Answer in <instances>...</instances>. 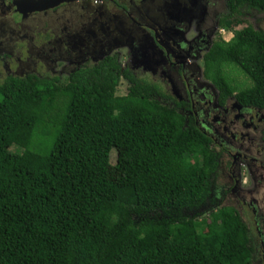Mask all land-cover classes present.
Segmentation results:
<instances>
[{
	"label": "trees",
	"instance_id": "trees-1",
	"mask_svg": "<svg viewBox=\"0 0 264 264\" xmlns=\"http://www.w3.org/2000/svg\"><path fill=\"white\" fill-rule=\"evenodd\" d=\"M225 4L219 29L264 13V0ZM231 33L205 53L204 77L220 106L264 108V32ZM60 77L0 82V264H251L234 207L197 213L219 159L208 135L149 82L124 73L128 92L116 95L113 58Z\"/></svg>",
	"mask_w": 264,
	"mask_h": 264
},
{
	"label": "flooded vegetation",
	"instance_id": "flooded-vegetation-1",
	"mask_svg": "<svg viewBox=\"0 0 264 264\" xmlns=\"http://www.w3.org/2000/svg\"><path fill=\"white\" fill-rule=\"evenodd\" d=\"M55 2L44 1L40 5L52 8L38 10L36 0H0L3 79L69 77L113 58L128 87L124 73L155 86L158 101L175 107L212 139L229 186L223 196L244 204L235 209L243 220L246 210L255 225L256 240L250 237V242L260 255L253 264H264V108L243 106L233 97L220 106L218 90L203 73L225 0ZM191 27L196 29L192 37L187 36ZM248 179L252 185L246 189ZM244 224L248 232L252 226Z\"/></svg>",
	"mask_w": 264,
	"mask_h": 264
},
{
	"label": "rangeland",
	"instance_id": "rangeland-1",
	"mask_svg": "<svg viewBox=\"0 0 264 264\" xmlns=\"http://www.w3.org/2000/svg\"><path fill=\"white\" fill-rule=\"evenodd\" d=\"M243 15L240 17V21L241 24L237 25V26H233L231 23L227 25V27L229 29L225 30L224 32H220V29L218 28L217 30L215 29L213 31V33L210 35V40H212L213 42L216 40L217 37L222 38L224 41H229L232 37V33L231 31L233 30H239L241 28H244L245 26H251L254 30H260L264 32V13H260L257 12L253 9H246V11H243ZM195 28L191 27L187 36H193L195 34ZM200 67H202V64H199ZM233 67H229L227 68V76L231 79L234 80V83L236 85H240L241 87H249V85H251V82L242 74V72L238 69V68H234ZM4 74L0 73V82L3 79ZM62 79H65V76H61ZM136 80V79H135ZM151 84H147L146 86H150ZM152 88V85L150 86ZM244 89V88H242ZM128 92V84L127 82L120 78V81L118 82L116 89H115V94L116 95H121L124 96L126 95ZM163 103V102H162ZM262 140H264V136H262ZM260 142V140H259ZM115 154L112 153V156H114ZM218 162V161H217ZM222 167V163L219 161L216 167V172L214 173L213 176H216L215 178L213 177V181L211 184V192H210V200H208L204 206H202L201 208H199V210L197 211V213L199 214V218H209L208 214L210 212V210H217L218 207H222V206H229V207H242L244 204L241 203V201L237 200V199H232L231 197L228 198V196H223V191H229V186L224 184L225 181V176L223 174V172H220L219 169H221ZM218 171V173H217ZM228 174V173H227ZM217 178V179H216ZM214 179L216 181H214ZM242 184V183H239ZM250 184V185H249ZM252 185V181L250 179H248V183L246 186H244L246 189L250 188ZM216 192V194H215ZM218 193H220V195H218ZM214 196H219V199L217 201L212 202V198ZM223 196V197H222ZM215 198V197H214ZM211 202V204H210ZM249 206V205H248ZM237 212V211H236ZM240 213H237L240 220L242 222H246L248 223V226H252L251 228H249L247 235H248V242H249V246L251 249L250 252V256H251V264H253V262H255V258L258 257L260 255V250L258 252L255 253L252 252V248H253V243L250 242V237H252L254 240H256V232H255V225L253 222V219H251V217H249L247 215V211L243 209L242 211V215L244 216V220L241 218V210L239 211ZM263 250V249H262ZM263 262V261H262ZM261 262V263H262ZM259 262V264H261ZM258 264V262L256 263Z\"/></svg>",
	"mask_w": 264,
	"mask_h": 264
},
{
	"label": "water",
	"instance_id": "water-1",
	"mask_svg": "<svg viewBox=\"0 0 264 264\" xmlns=\"http://www.w3.org/2000/svg\"><path fill=\"white\" fill-rule=\"evenodd\" d=\"M23 1L24 0H21V2H23ZM44 1H46V2L50 1V3H52V0H36V3L40 5V4L44 3ZM60 2H62V0H60ZM54 4H58V3L55 2V0H54ZM46 8H52V4L40 5V7H38L37 9L38 10H44ZM158 46L161 48V51H163V52L165 51V49L163 47H161L160 45H158Z\"/></svg>",
	"mask_w": 264,
	"mask_h": 264
},
{
	"label": "clouds",
	"instance_id": "clouds-1",
	"mask_svg": "<svg viewBox=\"0 0 264 264\" xmlns=\"http://www.w3.org/2000/svg\"><path fill=\"white\" fill-rule=\"evenodd\" d=\"M120 81V80H119ZM212 148V147H211ZM213 149V148H212ZM213 151H214V149H213ZM215 152V151H214ZM212 181H213V177H212ZM250 185V184H249ZM211 190V189H210ZM211 192V191H210ZM237 211V210H236ZM237 213H238V211H237ZM244 223V222H243Z\"/></svg>",
	"mask_w": 264,
	"mask_h": 264
},
{
	"label": "built area",
	"instance_id": "built-area-1",
	"mask_svg": "<svg viewBox=\"0 0 264 264\" xmlns=\"http://www.w3.org/2000/svg\"><path fill=\"white\" fill-rule=\"evenodd\" d=\"M220 32H224V29H220Z\"/></svg>",
	"mask_w": 264,
	"mask_h": 264
}]
</instances>
